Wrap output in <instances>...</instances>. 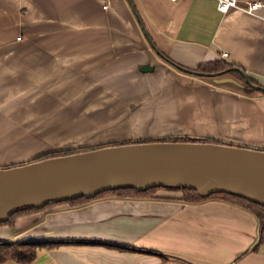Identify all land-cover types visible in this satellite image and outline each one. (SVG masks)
Listing matches in <instances>:
<instances>
[{
	"label": "crops",
	"instance_id": "0c3cea01",
	"mask_svg": "<svg viewBox=\"0 0 264 264\" xmlns=\"http://www.w3.org/2000/svg\"><path fill=\"white\" fill-rule=\"evenodd\" d=\"M141 27L160 53L183 68L222 62L264 87V8L221 13L215 0H0V107L40 90L35 101L8 110L36 113L60 105L63 97L101 96L115 90L117 81L135 79L172 116L171 122L159 116L156 128L161 119V129L179 133L185 122L200 121L206 130L216 129L204 133L210 138L264 150V94L213 86L177 70L154 52ZM149 52L150 62L164 67L141 73ZM231 135L242 141L227 139ZM171 197L108 195L18 219V227L43 226L31 234L42 242L107 240L40 248L28 264H264L252 212L219 198L193 204ZM25 239L22 232L0 228L2 241ZM115 240L131 247L108 242Z\"/></svg>",
	"mask_w": 264,
	"mask_h": 264
},
{
	"label": "water",
	"instance_id": "95a60500",
	"mask_svg": "<svg viewBox=\"0 0 264 264\" xmlns=\"http://www.w3.org/2000/svg\"><path fill=\"white\" fill-rule=\"evenodd\" d=\"M141 28L143 30V27ZM143 33L160 59L177 70L187 72L182 66L171 62L160 53L144 30ZM163 67L164 64L159 61L150 62L149 52L139 71L150 73L156 68ZM231 71L238 72L243 81L229 75ZM187 74L206 78L213 86L228 85L241 92L248 86L256 92H264L263 86L252 82L248 75L238 68L213 73ZM189 84L192 83L189 82L187 86H190ZM227 139L242 141V138L235 135L228 136ZM151 188L190 189L195 190L200 197L216 193L229 194L264 207V150L201 141L134 142L102 146L0 168V223L22 208L40 209L50 203L80 197L93 198L101 192L110 190L145 191ZM33 217L37 220L41 218ZM21 219L26 221L28 218ZM17 223L18 221L9 230L13 233H24L26 236L24 241H45L27 237L35 231L44 229L43 226L18 227ZM89 240L107 242L100 238ZM108 242L131 247L123 241Z\"/></svg>",
	"mask_w": 264,
	"mask_h": 264
},
{
	"label": "rangeland",
	"instance_id": "374dc122",
	"mask_svg": "<svg viewBox=\"0 0 264 264\" xmlns=\"http://www.w3.org/2000/svg\"><path fill=\"white\" fill-rule=\"evenodd\" d=\"M140 90V84L135 79L117 81L115 90L110 89L107 93L102 91L101 96L63 97L60 105L50 107L47 104L36 113L31 111L25 115L13 112L35 101L38 96L34 94H39L40 90L13 99L12 105L5 104L0 107V168L28 163L48 155L74 153L120 143L187 133L200 137L206 133L217 132L210 126H207L209 131L206 130L200 121L195 124L185 122V127L180 128L179 133L161 129L165 127L161 124V119L156 128L155 120L159 116L166 115L168 122L172 121V116L151 101L152 95L148 93V89L143 92ZM10 108L13 112H8ZM4 113L6 118H3ZM14 116L18 118L14 119ZM169 125L171 124H166ZM206 137L209 136L205 135L204 138ZM164 192L162 189L157 190L156 195L162 196ZM169 194L163 196L172 198L171 196L181 195L178 192ZM64 206L68 205L62 207ZM30 236L34 235L27 237Z\"/></svg>",
	"mask_w": 264,
	"mask_h": 264
},
{
	"label": "trees",
	"instance_id": "16d2710c",
	"mask_svg": "<svg viewBox=\"0 0 264 264\" xmlns=\"http://www.w3.org/2000/svg\"><path fill=\"white\" fill-rule=\"evenodd\" d=\"M183 68V67H182ZM229 67L225 65L222 62H215V63H207V64H202L196 69H186L188 72H200V73H213V72H219L224 69H228ZM229 75L241 79L239 73H236L235 71H231ZM252 82L256 83L251 79ZM244 92L247 94H252L254 92L253 89L249 88L248 86H245ZM261 94H264V92H259ZM152 141H168V142H196V141H201V142H214V143H226V144H232L235 146H242V147H249L247 145H241V144H235V143H227L225 141H221L215 138H193L187 135H177V136H166L158 139H149V140H141V141H136V142H152ZM131 143V142H130ZM133 143V142H132ZM121 144H127V143H120V144H114V145H121ZM251 148V147H250ZM94 149V148H91ZM258 149V148H257ZM73 152H68V153H63V154H58V155H48L44 156L38 159H35L33 161H39L42 159L46 158H51V157H57L61 155H66V154H71ZM162 188H151L147 189L145 191H137L135 189H117V190H110V191H104L101 192L97 195H95L93 198H85V197H80L72 200H68L65 202H60V203H50L45 206H43L40 209H35V208H22L14 213H12L9 218L0 223V227H8L12 228L16 225V222L18 219L23 218L25 216L34 214V213H39L45 209L52 208L56 205H62V204H67L71 208L79 207L82 205L87 204L88 202L92 200H97L99 198L108 196V195H115V196H121L125 198H150V199H171V198H164L162 196L156 195L157 190H160ZM165 191L169 192H178L181 194L180 198L178 200H181L184 203H200L203 201H206L207 199H212V198H219L227 202L235 203L238 205H242L245 209L248 211L252 212V214L257 218L259 222V234H260V244H264V207L254 204L248 200L229 195V194H223V193H216V194H211L208 197H200L195 190H190V189H162ZM65 242H84V241H46V242H34V241H21V242H4L0 241V264L11 260L20 264H28L31 263L37 255V252L40 248H51L54 247L58 244L65 243Z\"/></svg>",
	"mask_w": 264,
	"mask_h": 264
},
{
	"label": "built area",
	"instance_id": "2783aa9c",
	"mask_svg": "<svg viewBox=\"0 0 264 264\" xmlns=\"http://www.w3.org/2000/svg\"><path fill=\"white\" fill-rule=\"evenodd\" d=\"M174 1V0H172ZM217 10L221 13H225L230 9L243 11L246 13H253L259 8H264V1H246L240 2L239 0H215ZM20 37L17 38L19 40ZM227 53H222V57H226Z\"/></svg>",
	"mask_w": 264,
	"mask_h": 264
}]
</instances>
